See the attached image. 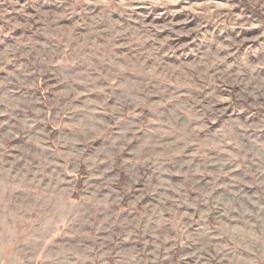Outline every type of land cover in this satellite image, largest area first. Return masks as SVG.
<instances>
[{
    "label": "rangeland",
    "instance_id": "374dc122",
    "mask_svg": "<svg viewBox=\"0 0 264 264\" xmlns=\"http://www.w3.org/2000/svg\"><path fill=\"white\" fill-rule=\"evenodd\" d=\"M0 264H264V0H0Z\"/></svg>",
    "mask_w": 264,
    "mask_h": 264
}]
</instances>
